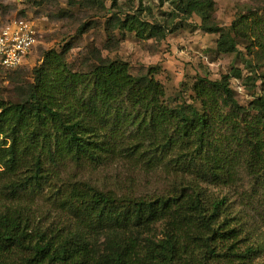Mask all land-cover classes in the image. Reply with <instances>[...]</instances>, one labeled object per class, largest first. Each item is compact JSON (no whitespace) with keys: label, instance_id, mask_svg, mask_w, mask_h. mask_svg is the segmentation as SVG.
Segmentation results:
<instances>
[{"label":"trees","instance_id":"obj_1","mask_svg":"<svg viewBox=\"0 0 264 264\" xmlns=\"http://www.w3.org/2000/svg\"><path fill=\"white\" fill-rule=\"evenodd\" d=\"M183 3L185 13L203 17L204 30L222 29L208 23L205 8L212 0ZM109 25L140 39L157 29L135 17L118 18ZM84 31L85 27L79 30ZM237 38L250 41L249 54L257 50L264 59V18L259 14L234 21L222 33L217 50L237 52ZM68 52V47L44 52L33 70L31 87L15 101L0 99V166L12 178L7 189L14 194L42 192L50 182L48 165L64 159L96 162L116 153L122 140L106 131L118 130L123 121L138 126L137 139H130L127 149L141 156L189 145L180 157H192L184 169L196 176L192 180L178 176L173 192L149 200L120 197L88 184L70 186L65 193L58 192L62 198L56 202L68 217L64 225L41 228L34 224L30 209L8 207L0 212V264H208L210 259L244 264L249 256L264 254L260 245L241 253L237 248L241 228L231 202L205 187L233 176L231 158L213 138L219 100L233 113H248L235 99L229 81L200 79L195 92L202 111L192 106L170 110L164 104L165 88L153 70L133 75L128 63L100 57L88 73L75 72ZM259 81L264 87V74ZM251 108L257 114L237 144L250 146L248 170L253 173L262 167L258 174L264 179V141L254 134L264 126V96ZM145 146L147 150H141ZM192 168L196 170L191 172Z\"/></svg>","mask_w":264,"mask_h":264},{"label":"rangeland","instance_id":"obj_2","mask_svg":"<svg viewBox=\"0 0 264 264\" xmlns=\"http://www.w3.org/2000/svg\"><path fill=\"white\" fill-rule=\"evenodd\" d=\"M183 4V0H0V29L13 21L24 20L38 34L37 45L23 66L0 75V99H19L24 88L31 87L33 70L40 65L44 52H60L65 47L69 48L68 63L75 72L88 73L100 57L128 63L133 75L153 70L165 88L164 104L170 110L192 106L202 111L195 92L200 79L221 82L226 78L235 99L248 113H233L219 100L213 138L215 146L231 158L228 164L233 176L224 177L220 185L209 183L205 187L210 193L227 196L231 202L241 228L237 245L241 253L251 247H264V179L258 174L262 167L251 173L247 167L251 148L245 145L239 148L237 144L238 138L247 135V123L257 114L252 104L264 96L259 81L264 74V59H260L257 50L249 54L251 42L244 38H237L235 53L217 50L222 33L230 30L234 21L253 14L264 18V0H212L205 11L208 23L222 28L216 33L204 30L203 17L185 13ZM132 17L158 31L153 35L149 31L140 39L135 33L114 30L109 25L118 18ZM83 27L85 31L80 33ZM138 130V126L125 121L118 130L109 127L108 136L114 135L122 142L116 145V153L107 154L99 161L74 163L64 159L48 165L50 182L42 192L27 190L14 194L6 188L12 178L0 166V212L8 207L30 209L34 224L41 228L52 223L64 225L68 217L56 202L62 198L58 192L65 193L70 186L88 184L120 197L149 200L173 192L179 177L192 180L196 176L184 169L192 163V157H180L183 151L188 152L189 145L164 153L159 148L142 156L127 149L129 140L137 139ZM256 133L264 141V126H259ZM197 166L200 167L199 161ZM24 171L23 167L19 174ZM157 234L162 238L159 228ZM208 264L228 263L224 259H210ZM244 264H264V254L249 256Z\"/></svg>","mask_w":264,"mask_h":264},{"label":"built area","instance_id":"obj_3","mask_svg":"<svg viewBox=\"0 0 264 264\" xmlns=\"http://www.w3.org/2000/svg\"><path fill=\"white\" fill-rule=\"evenodd\" d=\"M34 26L27 21H13L0 29V75L21 68L37 45Z\"/></svg>","mask_w":264,"mask_h":264}]
</instances>
